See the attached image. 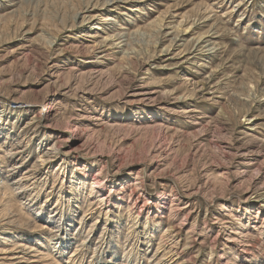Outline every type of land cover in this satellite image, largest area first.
<instances>
[{
  "label": "rangeland",
  "instance_id": "1",
  "mask_svg": "<svg viewBox=\"0 0 264 264\" xmlns=\"http://www.w3.org/2000/svg\"><path fill=\"white\" fill-rule=\"evenodd\" d=\"M108 2L0 0V264H264V0Z\"/></svg>",
  "mask_w": 264,
  "mask_h": 264
},
{
  "label": "bare ground",
  "instance_id": "2",
  "mask_svg": "<svg viewBox=\"0 0 264 264\" xmlns=\"http://www.w3.org/2000/svg\"><path fill=\"white\" fill-rule=\"evenodd\" d=\"M7 1V0H6ZM17 1H21V0H17ZM113 0H111V2H108L107 4H105V6L106 7H113L112 5H114V4H117V2H120V1H122V0H117V1H115V2H112ZM142 1V0H141ZM19 3V2H18ZM94 6V5H93ZM241 5H239L238 7H240ZM237 7V6H236ZM98 8H99V6H98ZM114 8H116V7H114ZM96 7L95 8H87L86 10H84V12H82L81 13V16H82V20H84L85 22H87V24H89L90 22H92V21H95V20H100V22H103V21H105V20H103L100 16H101V14H99V15H97L98 13H97V11H96ZM110 10V9H109ZM99 11V10H98ZM103 11V10H102ZM107 11V10H106ZM111 11V10H110ZM234 10H232L231 12H233ZM236 11V10H235ZM169 14V13H168ZM164 17V16H163ZM167 19V18H166ZM172 19V18H171ZM106 21H110V19H106ZM165 22H166V20H164V19H162V18H160L159 19V21L157 22L158 23V26H159V28H160V30H163V28H164V26H165ZM191 22V21H190ZM190 22H189V24L188 25H190ZM157 23H155V24H157ZM183 23V21L182 22H180L178 25H177V27H173L172 29H174L175 28V30H177L176 32H178L179 30H180V28L182 27V24ZM196 24V23H195ZM84 25H86V24H84ZM118 25V24H117ZM154 25V24H153ZM152 25V26H153ZM156 26V25H155ZM157 26V27H158ZM168 26H170V24L168 25ZM192 27V26H191ZM94 28H96V29H100V27H97L96 25L94 26ZM158 28V29H159ZM187 28H189V27H186V29L185 30H183V31H179V35L180 36H178V35H175V37L172 39V41L171 42H173V41H176V42H178V41H181L182 39L180 38V37H183V36H185V35H187V34H184L185 32H186V30H187ZM165 29H167V28H165ZM168 29H170V28H168ZM159 31V30H158ZM192 31V30H191ZM164 32H165V30H164ZM174 32V31H173ZM165 35L168 37V36H172L173 35V33H165ZM164 36V35H163ZM209 37H211V36H209ZM125 38H126V34L125 33H121V32H119V33H117V34H115V35H113V36H109V37H107L104 41H102L101 43H99L98 44V46L100 47V48H103V47H107V51H108V49H110L111 51L113 50V49H122L123 47H125L126 46V40H125ZM204 40V39H203ZM204 41H200V42H198L196 45H197V47L196 48H193L192 50H188V55H190V57L189 58H187V61H186V63H189L190 61H192L193 59H195V57H196V55H194V54H200V55H208L209 53L211 54V51L208 49H206L207 48V46H201V43H203ZM195 45V46H196ZM97 46V45H96ZM109 46V47H108ZM174 46V45H173ZM171 47V46H170ZM198 48H201V49H198ZM93 49H95V48H93ZM101 51V50H100ZM106 51V50H105ZM114 52H115V50H114ZM116 52H117V50H116ZM196 52H198V53H196ZM209 52V53H208ZM208 53V54H207ZM128 54V53H127ZM130 55V54H129ZM181 55V54H180ZM176 60V59H175ZM176 62V61H175ZM48 111H46V113H47ZM40 115H43V114H40ZM99 119V118H98ZM96 125V124H95ZM0 127L3 129H8L7 128V126H5V125H3V124H0ZM86 132V131H85ZM19 153H21V152H17V153H15V154H19ZM11 154H13L12 152L10 153V155ZM21 155V154H20ZM20 158V157H19ZM38 163H42L41 161H39ZM18 166V164H15V165H13V170L14 169H16V167ZM23 179H24V177H23ZM63 183V182H62ZM103 184H104V182H102L101 181V179H95V180H93V182H91V184H90V190H88V195H86V197L89 199V202H88V206H90V207H93V205L94 204H97V203H102L103 204V202L105 201V199H101L100 197L102 196H100V194L99 195H96V191H97V189L98 190H102V188H103ZM1 185V184H0ZM83 185V184H82ZM20 189V188H19ZM96 190V191H95ZM100 190V191H101ZM20 191H22V190H20ZM71 194V193H70ZM48 200V199H47ZM46 200V201H47ZM17 202V201H16ZM19 202V201H18ZM15 203V202H14ZM20 203V202H19ZM25 205V204H24ZM13 207H17V208H20V207H22L20 204H13L12 205ZM7 209V208H6ZM91 209V208H90ZM89 209V210H90ZM13 210V209H12ZM11 210V211H12ZM8 211H10V210H8ZM7 213V212H6ZM9 213H7V215H8ZM5 216V215H4ZM3 217V216H2ZM5 218V217H4ZM7 218V217H6ZM82 218H85V216L84 217H82ZM1 219V218H0ZM8 221V223H9V220H7ZM50 221L52 222V223H54V224H59V226L58 227H56L55 229H56V232H64V229H62V230H60V226L62 225V220L60 219V220H56V218H54V220H51L50 219ZM7 223V222H6ZM5 224V223H4ZM3 224V225H4ZM10 224V223H9ZM9 224H7V225H9ZM169 229H171L173 232H175L176 233V236L175 237H179L180 236V229L179 230H174V227H170L169 226ZM144 234V236H145V239H146V243H148V244H150V241L153 239V237H154V235H153V233H150V232H148L147 230H145V232L143 233ZM165 235H167V234H165ZM174 236H172V237H174ZM164 238V237H163ZM4 239V238H3ZM6 239V238H5ZM55 239V238H54ZM161 240H164V239H161ZM5 241V240H4ZM64 241V240H63ZM111 241H112V239H110V241H109V243H111ZM174 241H176V239L174 240ZM178 242V241H177ZM5 243V242H4ZM63 244H65V242L63 243ZM161 244H163V243H159V249H160V251H162V253L163 252H165L166 250H167V248H164V246L163 245H161ZM174 246V245H173ZM179 246V245H178ZM177 246V247H178ZM171 247V246H170ZM54 248H55V246H54ZM173 250V249H172ZM171 251V250H170ZM174 251V250H173ZM12 253V251H2L1 253L2 254H6V253ZM167 252V251H166ZM29 253V252H28ZM14 254V253H13ZM17 254H19L18 252H17ZM175 254V253H174ZM78 254H77V252H74L72 255H71V257H76ZM155 255V254H154ZM172 256V255H171ZM29 257V256H28ZM21 259H23L22 257H20L19 255H15V256H13V258H12V260H14V261H21ZM71 259V258H70ZM164 259V258H163ZM163 259H161L160 260V262H158L157 264H161V261H163ZM166 259V258H165ZM71 261V260H70ZM72 261H74V260H72ZM71 261V262H72ZM166 261V260H165Z\"/></svg>",
  "mask_w": 264,
  "mask_h": 264
}]
</instances>
